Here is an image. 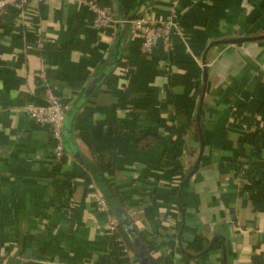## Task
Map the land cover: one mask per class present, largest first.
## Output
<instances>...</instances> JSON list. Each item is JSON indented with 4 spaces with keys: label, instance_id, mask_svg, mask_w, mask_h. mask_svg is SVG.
<instances>
[{
    "label": "crops",
    "instance_id": "crops-1",
    "mask_svg": "<svg viewBox=\"0 0 264 264\" xmlns=\"http://www.w3.org/2000/svg\"><path fill=\"white\" fill-rule=\"evenodd\" d=\"M101 5L173 20L171 50L142 55L122 25L97 33L74 0L0 16V264H140L112 249L95 194L153 264H264V0ZM43 64L81 101L59 162L25 112L45 103Z\"/></svg>",
    "mask_w": 264,
    "mask_h": 264
},
{
    "label": "built area",
    "instance_id": "built-area-1",
    "mask_svg": "<svg viewBox=\"0 0 264 264\" xmlns=\"http://www.w3.org/2000/svg\"><path fill=\"white\" fill-rule=\"evenodd\" d=\"M40 1V0H36ZM79 4L85 5L91 14L93 20L92 28L100 33L114 25H122L129 29L132 36H137L141 40L139 51L142 55H147L153 52L155 48L160 46L166 52L171 50V39L173 33L178 31V25L172 20L153 21L147 16H141L136 19H118L115 18L109 7L101 5L103 0H74ZM27 5V0H0V15H5L7 12H22ZM47 42L41 38V32L37 30V42L35 48L41 52L45 49ZM46 65H42L40 72L35 74L39 85L43 89L44 104L29 105L25 108L27 116L35 123L49 128V136L52 142V156L57 162L61 161L65 156L63 146V122L70 105L59 98L54 91L45 82ZM90 188L93 185L89 186ZM93 201L99 212L105 213L106 230L111 234L118 248L127 255L132 254L125 242L117 236L119 222L109 213V207L106 200L100 195L93 197Z\"/></svg>",
    "mask_w": 264,
    "mask_h": 264
},
{
    "label": "water",
    "instance_id": "water-1",
    "mask_svg": "<svg viewBox=\"0 0 264 264\" xmlns=\"http://www.w3.org/2000/svg\"><path fill=\"white\" fill-rule=\"evenodd\" d=\"M242 41H246V40H242V39L223 40L221 42H218V44H233L234 43V44L240 45V43ZM83 99L84 98H82V100ZM80 104H81V101H78L76 106H74L73 108L70 107V109L67 112L66 117L64 119V122H63V133H62L64 148H66V141L68 140L69 134H70L69 133L70 132L69 131V125H70L71 117L75 114V112H77V110L80 107ZM121 225L126 227V228H128L129 231H131V232L134 231V226L132 225V223L129 220H126L125 222H122ZM135 237L138 239L137 235ZM136 256H137V259H138L140 264H153V262L146 257L145 253L142 250L138 251L136 253Z\"/></svg>",
    "mask_w": 264,
    "mask_h": 264
},
{
    "label": "trees",
    "instance_id": "trees-1",
    "mask_svg": "<svg viewBox=\"0 0 264 264\" xmlns=\"http://www.w3.org/2000/svg\"><path fill=\"white\" fill-rule=\"evenodd\" d=\"M0 16H2V15H0ZM64 151H66V148H64ZM120 235H122L124 237L125 241L127 242L128 247H129V249L133 255H135L138 251L142 250V239H141V237L139 239H137L135 237L137 235V232L135 229H134V231L129 232L127 229H125L124 227H122L119 224L117 236L120 237ZM111 247L114 251L117 250V243L116 242L113 243Z\"/></svg>",
    "mask_w": 264,
    "mask_h": 264
}]
</instances>
